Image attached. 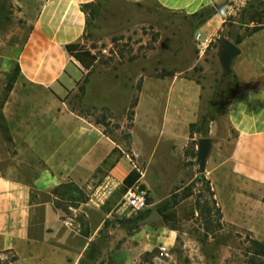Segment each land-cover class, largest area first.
<instances>
[{
  "label": "crops",
  "instance_id": "crops-1",
  "mask_svg": "<svg viewBox=\"0 0 264 264\" xmlns=\"http://www.w3.org/2000/svg\"><path fill=\"white\" fill-rule=\"evenodd\" d=\"M11 1L26 14L32 29L13 61L8 52H0V95L14 65H19L0 108L6 128L5 132L0 129V162L4 163L0 165V262L79 264L106 222L119 216L116 207L123 192L116 198L117 186L113 185L106 198L97 199L91 195L94 188L88 200L74 209L87 221L86 237L54 207L52 188L67 179L79 186L96 187L108 174L118 185L132 170L130 154L119 151L120 145L104 127L73 110L66 98L87 74L66 51V45L81 41L86 22L81 7L94 0ZM119 1L141 4L148 0ZM153 1L164 11L187 17L213 7L214 2ZM223 21L220 12L213 10L193 23L195 31L201 33L196 60L212 40L220 38L216 47L219 53L223 39L232 41L223 33ZM236 45L239 52L231 59L230 69L238 86L220 112L221 123L216 117L208 124L206 136L211 146L203 173L215 191L222 220L256 235L257 222L264 228V206L261 213L250 209L264 194V28L242 36ZM161 70L173 74L150 77L146 69L137 67L138 75H144L132 127L143 106L148 120L142 125L149 136L160 134V143L175 149L180 157L190 158L185 154L188 143L194 139L197 144L202 137L194 134L190 138L189 125L199 117L203 87L198 80L185 76V70ZM132 127L128 128L131 155L137 156ZM106 159L109 164L102 167ZM171 232L167 230L161 237L165 247L173 242ZM259 235L264 237V233Z\"/></svg>",
  "mask_w": 264,
  "mask_h": 264
},
{
  "label": "rangeland",
  "instance_id": "rangeland-1",
  "mask_svg": "<svg viewBox=\"0 0 264 264\" xmlns=\"http://www.w3.org/2000/svg\"><path fill=\"white\" fill-rule=\"evenodd\" d=\"M99 1L96 15L92 17L86 14L85 29L79 42L96 56L89 72L90 81L85 86V97L78 92L82 78L75 91L69 92L66 98L69 105L81 114H85L86 107H94L90 114L85 115L94 121L100 115L102 106L110 108L112 117L104 130L120 145L119 151L130 154L138 167L143 169L141 183L148 189L150 209L156 210L176 186L182 189L193 182L198 165L195 160L180 157L175 149L171 150L160 143V134L149 136L150 133L142 125L145 119L148 120L143 106L131 129L132 145L138 154L131 155L130 136L126 137L125 113L132 96L138 95L142 83L144 74L139 76L137 67L146 69L145 74L150 77L160 73V68L185 70V76L198 80L203 87L199 114L214 113L221 103L226 102L232 92V73L230 70L228 78L218 83L224 73L216 49L218 41L212 40L200 60H196L200 48L195 38L193 18L164 11L153 0L141 4L119 0ZM213 10L222 15L223 33L232 39L251 33L252 29L264 28V0H214L213 7L206 12ZM31 29L30 21H27L20 7L11 0H0L1 53L8 52L13 61ZM155 69L158 72L155 73ZM5 95L6 85L0 95V103ZM217 117L221 123L220 112ZM114 123L120 125V130H114ZM186 148L189 152L190 145ZM94 188L95 185L90 188L85 186L89 193ZM115 189L116 198H119L123 187L119 183ZM185 194L189 196L181 199L175 208L177 218L174 224L177 229L171 230L173 242L165 249H162L164 244L161 237L170 229L164 226L162 219L140 224L138 216L126 218L115 215L92 240L79 264H250L248 239L264 241V237L259 235L264 233L262 223L257 222L255 235L242 226L218 220L214 214L213 224L207 230L202 216L196 212L189 216L196 206L195 200L202 201L205 196L204 185L193 184L189 190H185ZM156 199L163 200L152 204ZM263 206L264 194L257 205L250 206V209H257L261 213L260 207ZM67 211L65 217L79 227L76 221L79 214L72 207H67ZM260 263L264 264V256L256 259V264Z\"/></svg>",
  "mask_w": 264,
  "mask_h": 264
},
{
  "label": "trees",
  "instance_id": "trees-1",
  "mask_svg": "<svg viewBox=\"0 0 264 264\" xmlns=\"http://www.w3.org/2000/svg\"><path fill=\"white\" fill-rule=\"evenodd\" d=\"M100 5L99 0H94L90 3H86L82 5V10L85 12V14L91 15L92 17L96 15L98 12V8ZM208 8H206L204 11H200L198 13H195L194 15L191 16L193 18V23L197 24L201 19L204 18V16H208L211 12H206ZM201 13H204L203 16H200ZM86 24V22H85ZM256 29H252V31H255ZM228 36V34L226 35ZM235 44H238L242 37L236 36L234 39L229 37ZM218 42L220 41V38L216 39ZM66 51L85 69L87 70V74L83 77L82 83L78 86V92L79 95L83 97L85 94V86L88 82V76L89 72L91 71V68L93 67L94 62L96 61V56L94 53H92L89 49L84 48L82 45L77 43H70L66 45ZM19 72V65L16 63L13 68V73L10 75L8 83H6V92L10 89L11 87V81L14 78L15 74ZM231 76H232V92L229 94L227 97V100L225 103H221L220 106L215 110L214 113H202L199 114V117L196 122L191 123L189 125V137L193 138L194 134H200L202 137H205L207 135L208 131V124L211 120H214L217 117V114L221 112L222 108L224 105L227 103V101L233 96L234 91L236 90L238 86V82L236 79L235 74L231 71ZM173 74L172 71L168 70H161L160 73H157L156 76L158 77H163V76H171ZM228 78L227 75L224 73L222 74L221 78L218 80V83L221 81L225 80ZM137 95L132 96L129 105L126 109L125 113V118H126V127L131 128L133 124V117H134V108L137 104ZM2 103H0V108H1ZM83 108L84 106L81 105ZM73 110H76L75 108L72 107ZM94 109V107L88 108L86 107L85 114H90V110ZM78 111V110H77ZM100 115L95 118V122L102 125L103 127H106L110 124V119L112 117V114L110 110L102 106L100 108ZM79 112V111H78ZM80 113V112H79ZM114 130H117L120 128V125L118 123L113 124ZM0 129L5 132L6 128L3 123V116L0 111ZM104 132L109 135L107 131L104 130ZM130 134L127 133L126 137H129ZM112 138V137H111ZM195 144L196 141L194 139L190 140L187 146L190 145L189 152L186 151L185 149V154L190 156V158L195 159L196 158V149H195ZM115 152L116 149H113ZM109 164V160L106 159L104 160L102 167H105L106 165ZM102 169H98V172L101 171ZM139 178V174L135 170H131L122 180V187L123 191L126 187L131 186L137 179ZM203 184L204 185V191H205V196H203L202 201H199V199L195 200V207L192 208L191 214L189 215L190 217L194 215L196 212L198 215L202 216L205 219V227L208 230L209 227L212 226L213 224V219L212 216L215 214L219 219H222L221 216V209L220 206L218 205V202L215 198V191L212 187V184L210 180H208L205 176V174L199 173L197 170V174L191 182L190 185L185 186L184 188L181 189V186H176L170 193L169 197L164 199L161 203V205L156 208L157 213L161 216L162 221L164 223V226L170 230H176L177 227L174 224L177 218V211L175 208L180 204L181 199L183 200L184 198H187L189 195L185 194V190H189L193 184ZM182 191L181 195L179 192ZM51 193L53 195V203L54 207L57 208L62 212V218H65V214L68 213L67 207H72V208H77L81 203H84L88 200L90 194L89 192L85 189V186H79L77 183L74 181L67 179L64 181H61L57 186L52 188ZM209 198V199H207ZM148 203L151 204V199L148 198ZM152 209L148 207L144 211H141L138 213L136 216H138V219H142L146 215L149 214V212ZM76 221L78 222L79 225V232L88 237L89 236V228L87 221L84 219V216L79 214L76 215ZM249 243V261L250 264H256V259L259 257L264 256V241H260L256 238H250L248 239ZM0 264H6L5 262ZM262 264V263H260Z\"/></svg>",
  "mask_w": 264,
  "mask_h": 264
},
{
  "label": "built area",
  "instance_id": "built-area-1",
  "mask_svg": "<svg viewBox=\"0 0 264 264\" xmlns=\"http://www.w3.org/2000/svg\"><path fill=\"white\" fill-rule=\"evenodd\" d=\"M201 33L199 30L195 31V38L199 40ZM199 44H201L199 42ZM128 157V156H127ZM132 170H135L139 174V178L131 185L124 189L121 200L119 201L116 211L119 216L126 218L136 216L141 211L147 209L150 204L148 203L149 192L148 189L141 183L143 178L144 171L138 167L135 160L131 157H128ZM122 183V182H121ZM117 186L116 180L113 179L111 175H106L103 180L95 187L91 195L95 196L97 199L106 198L107 194L111 192V186ZM70 220V219H68ZM165 246H162V249H165Z\"/></svg>",
  "mask_w": 264,
  "mask_h": 264
},
{
  "label": "water",
  "instance_id": "water-1",
  "mask_svg": "<svg viewBox=\"0 0 264 264\" xmlns=\"http://www.w3.org/2000/svg\"><path fill=\"white\" fill-rule=\"evenodd\" d=\"M203 16V13L200 14ZM239 49L235 43L228 39H223L221 42V50L219 53L220 61L224 70V74L227 75L230 72V62L231 59L238 54ZM211 140L209 137H200L196 144V162L198 165L199 173L204 171L206 158L210 151ZM162 219L155 209H152L148 215L140 219L138 222L140 224L148 223L151 221H156Z\"/></svg>",
  "mask_w": 264,
  "mask_h": 264
},
{
  "label": "bare ground",
  "instance_id": "bare-ground-1",
  "mask_svg": "<svg viewBox=\"0 0 264 264\" xmlns=\"http://www.w3.org/2000/svg\"><path fill=\"white\" fill-rule=\"evenodd\" d=\"M144 176V175H143ZM170 238V237H169Z\"/></svg>",
  "mask_w": 264,
  "mask_h": 264
}]
</instances>
